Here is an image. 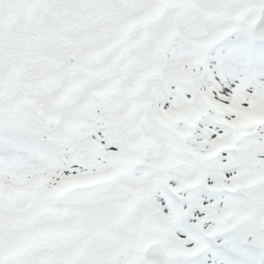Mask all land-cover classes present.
Wrapping results in <instances>:
<instances>
[{"label":"snow or ice","instance_id":"1","mask_svg":"<svg viewBox=\"0 0 264 264\" xmlns=\"http://www.w3.org/2000/svg\"><path fill=\"white\" fill-rule=\"evenodd\" d=\"M0 264H264V0H0Z\"/></svg>","mask_w":264,"mask_h":264}]
</instances>
